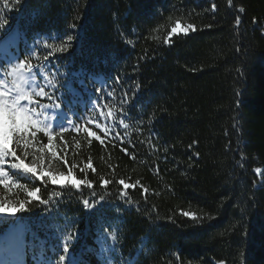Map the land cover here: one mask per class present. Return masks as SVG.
Instances as JSON below:
<instances>
[{
	"label": "trees",
	"instance_id": "16d2710c",
	"mask_svg": "<svg viewBox=\"0 0 264 264\" xmlns=\"http://www.w3.org/2000/svg\"><path fill=\"white\" fill-rule=\"evenodd\" d=\"M0 21L4 81L60 115L44 155L83 181L9 156L0 198L26 206L0 211V264H264V0H0Z\"/></svg>",
	"mask_w": 264,
	"mask_h": 264
},
{
	"label": "snow or ice",
	"instance_id": "6c2138e0",
	"mask_svg": "<svg viewBox=\"0 0 264 264\" xmlns=\"http://www.w3.org/2000/svg\"><path fill=\"white\" fill-rule=\"evenodd\" d=\"M0 23H3V21H0ZM193 31H196V29L194 28L192 24H187V25L182 26L179 22H177V26L173 27L171 31L169 32V38L171 39L174 35H179L180 33H183L184 35H188L189 33ZM169 42L170 41H166V43H169ZM68 46H69L68 43L65 42L61 44L59 47L53 49V51L63 52L67 50ZM49 47H51V45H49ZM23 63L24 61H21V64ZM40 94L47 95L44 92H41ZM108 95H112V93H109ZM0 99H4L6 109H9L12 112H20L28 119L29 130L27 132V135L35 136V132L31 131L32 129H40L41 131L45 132L48 136V141H49L47 147L51 150V148L53 147L51 143L53 137H52L51 132L49 131L50 128L48 126H45L43 121L36 118L37 114L34 113V110L28 107H23L19 103L21 99L29 100V102H31L30 98L26 95H23V96L17 97L16 99L10 100V99L5 98V94L3 92V96L0 97ZM42 124L44 125L43 127H41ZM17 137H19V140L24 141L23 147L25 149L30 147V142L25 139V136L22 133H18L17 131L7 129V126H6L4 142L2 145H0V165H3L4 163H6L7 158L10 156L15 161L14 163H12V167L22 169L25 172L31 173L34 176L38 177L39 179H43L45 176H47L53 185H61V184L66 183V184H71L74 187L78 188L83 183V181L78 180L73 176L71 169L75 167V165L70 166L68 172L65 173V172H53L50 167L47 169V171H45L44 170L45 160H44L43 155H34L31 163L26 162L25 159H22L21 157L17 155L15 148L10 146L14 142L19 143V140L15 139ZM97 139H99V137H97ZM37 151L40 153H43L44 150L38 149ZM124 151H127V150L125 149ZM25 155H27V152H25ZM52 155L56 156V153L52 152ZM88 167H92L91 163H89ZM3 175H6L5 170L3 167H0V176H3ZM101 181L103 184L109 183V181L104 180L103 178H101ZM10 183H11L10 180L6 181L3 179H0V185H7ZM119 184L124 189L135 188V185L126 184L124 180H120ZM88 186L92 187L91 182H89ZM28 196L38 197L36 196L35 190L29 191ZM25 206H26V202H23V201H17L15 203L12 201L5 202L3 198H0V211L6 212V213H10V214L15 213L16 211L23 209ZM183 215L185 217H188L191 214L188 212H185L183 213Z\"/></svg>",
	"mask_w": 264,
	"mask_h": 264
},
{
	"label": "rangeland",
	"instance_id": "374dc122",
	"mask_svg": "<svg viewBox=\"0 0 264 264\" xmlns=\"http://www.w3.org/2000/svg\"><path fill=\"white\" fill-rule=\"evenodd\" d=\"M15 82L18 83V88H14V87L11 88L10 86L11 84L8 85L7 84L8 82L6 83L4 81L3 76L0 73V97L3 96V92H4L6 99H10V100L16 99L18 96L14 89H16L18 92H21L19 94L20 96L26 95L30 97L32 95L30 86L26 85L25 82L20 83L21 79L19 77L15 76ZM19 103L23 107H28L34 110V113L37 114L36 118L43 121L45 126H48L50 128L49 131L51 133L53 132V129L62 125L60 115H57L56 112H54L51 108L42 107V106H34L33 108L32 105H34V103L32 104L31 102H29L28 104L25 99H21ZM0 112H1L0 117L3 116L5 119H7L8 122L7 125L10 128V130H14L17 131L18 133H22L25 136V139L30 142V147L26 149L29 152V154L32 156V158L29 160V163L32 162L34 155H43L45 160L44 170L47 171L49 167L52 169L49 161L46 160L48 154L44 155V151L43 153L37 151L38 149L45 150V147H47L43 139L41 138V136H45L47 134L41 131L40 129H32L31 131L35 132V136L27 135V132L29 130L28 119L20 112H12L9 109H6L4 99H0ZM43 126L44 125L42 124L41 127ZM2 143L3 141L0 138V145H2ZM45 177L48 178L47 176Z\"/></svg>",
	"mask_w": 264,
	"mask_h": 264
},
{
	"label": "clouds",
	"instance_id": "9594fccd",
	"mask_svg": "<svg viewBox=\"0 0 264 264\" xmlns=\"http://www.w3.org/2000/svg\"><path fill=\"white\" fill-rule=\"evenodd\" d=\"M97 91H99V90H97Z\"/></svg>",
	"mask_w": 264,
	"mask_h": 264
}]
</instances>
